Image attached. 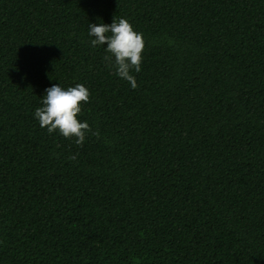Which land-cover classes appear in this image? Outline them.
I'll list each match as a JSON object with an SVG mask.
<instances>
[{"label": "trees", "instance_id": "16d2710c", "mask_svg": "<svg viewBox=\"0 0 264 264\" xmlns=\"http://www.w3.org/2000/svg\"><path fill=\"white\" fill-rule=\"evenodd\" d=\"M77 83L83 146L34 117ZM0 264H264V0H0Z\"/></svg>", "mask_w": 264, "mask_h": 264}, {"label": "clouds", "instance_id": "9594fccd", "mask_svg": "<svg viewBox=\"0 0 264 264\" xmlns=\"http://www.w3.org/2000/svg\"><path fill=\"white\" fill-rule=\"evenodd\" d=\"M88 35L92 37L90 44L93 48L106 45L104 60L108 66L114 68L118 77L136 89L139 85L133 71H141L146 46L143 33L135 30L127 18L114 17L110 24H89ZM45 91L42 106L34 112L40 127L46 128L49 134L58 132L66 139L75 138V143L83 146L87 134L92 132L89 123L79 119L82 105L89 102V89L82 83L67 88L53 84ZM92 134L98 135V132ZM77 155L73 154L69 159L75 160Z\"/></svg>", "mask_w": 264, "mask_h": 264}]
</instances>
